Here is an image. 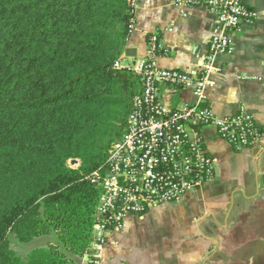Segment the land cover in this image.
Returning <instances> with one entry per match:
<instances>
[{
	"label": "trees",
	"instance_id": "obj_1",
	"mask_svg": "<svg viewBox=\"0 0 264 264\" xmlns=\"http://www.w3.org/2000/svg\"><path fill=\"white\" fill-rule=\"evenodd\" d=\"M133 2L0 0V264H81L90 253L100 193L88 177L141 89L132 69L114 68Z\"/></svg>",
	"mask_w": 264,
	"mask_h": 264
},
{
	"label": "crops",
	"instance_id": "obj_2",
	"mask_svg": "<svg viewBox=\"0 0 264 264\" xmlns=\"http://www.w3.org/2000/svg\"><path fill=\"white\" fill-rule=\"evenodd\" d=\"M254 17L230 36L231 52L217 57L208 103L219 117L240 107L262 133L261 146L236 150L210 128L204 145L215 162L210 187L181 204L128 216L124 228L109 235L102 264H264V0H243ZM133 24L126 48L135 69L149 56L156 38L163 69L194 71L196 56L206 54L214 34V15L203 8L176 7L174 0H134ZM125 48V49H126ZM166 51V52H165ZM189 94L174 96L175 106ZM81 264H87L85 257Z\"/></svg>",
	"mask_w": 264,
	"mask_h": 264
},
{
	"label": "built area",
	"instance_id": "obj_3",
	"mask_svg": "<svg viewBox=\"0 0 264 264\" xmlns=\"http://www.w3.org/2000/svg\"><path fill=\"white\" fill-rule=\"evenodd\" d=\"M174 3L210 11L215 31L206 54L196 56L198 66L192 72L160 68L156 55L163 48L155 37L149 41L147 60L132 69L141 78V89L132 99L124 132L110 147L102 168L88 177L100 195L87 264H102L109 235L123 230L128 216L142 217L152 208L181 204L211 186L215 162L204 145V128H212L236 150L263 143L260 129L244 107L232 116L219 117L207 96L211 77L219 71L217 57L231 52V34L239 32L253 12L243 0ZM114 68L128 67L118 60ZM179 92H187L189 100L177 107L173 100Z\"/></svg>",
	"mask_w": 264,
	"mask_h": 264
},
{
	"label": "rangeland",
	"instance_id": "obj_4",
	"mask_svg": "<svg viewBox=\"0 0 264 264\" xmlns=\"http://www.w3.org/2000/svg\"><path fill=\"white\" fill-rule=\"evenodd\" d=\"M133 5H134V2H133ZM121 62L123 64V66H129V62H128V59L127 58H125ZM78 165H79V161H77V160H71V161L68 162V166L71 167V168H76V167H78ZM12 248H13V250L16 252V254L18 256H20L21 258H24L25 257V252L24 251H22L21 249H19L16 246H13ZM22 249L24 250V248H22Z\"/></svg>",
	"mask_w": 264,
	"mask_h": 264
},
{
	"label": "water",
	"instance_id": "obj_5",
	"mask_svg": "<svg viewBox=\"0 0 264 264\" xmlns=\"http://www.w3.org/2000/svg\"><path fill=\"white\" fill-rule=\"evenodd\" d=\"M124 55H125V57H127V58H132V57H135V52H134V50L131 49V48H126V49L124 50ZM197 193H199V192H197ZM87 260H88V256H85V261H87Z\"/></svg>",
	"mask_w": 264,
	"mask_h": 264
}]
</instances>
